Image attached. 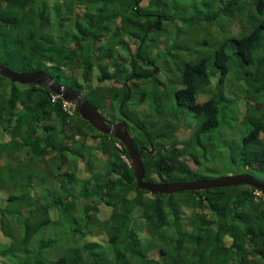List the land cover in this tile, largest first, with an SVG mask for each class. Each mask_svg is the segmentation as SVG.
Segmentation results:
<instances>
[{"label": "trees", "instance_id": "trees-1", "mask_svg": "<svg viewBox=\"0 0 264 264\" xmlns=\"http://www.w3.org/2000/svg\"><path fill=\"white\" fill-rule=\"evenodd\" d=\"M185 1L55 0L50 8L37 0L31 12L23 6L33 0H0V63L18 72L43 70L60 84L76 85L98 108L108 104L114 111L121 104L109 118L124 123L136 150L143 149L145 180L153 183L195 181L189 176L198 166L188 167L196 163L195 149L210 150L214 137L206 135L237 120L232 106L246 107L239 141L219 148V140L213 150L221 155L218 166L227 163V174L244 172L264 183V0ZM235 21L241 26L228 32ZM38 26L43 38L34 37ZM213 27L221 42L208 50L207 41L194 39L195 31ZM167 33L173 38L169 55L179 66L177 87L142 93L137 102L144 117L136 123L127 82L141 77L144 61L145 67L159 66L154 74L164 68L143 57L142 46L132 52L124 37L143 44ZM105 39L101 47L116 71L92 87L91 55ZM191 41L206 50L194 49ZM122 50L128 52L124 57ZM106 80L122 87L101 86ZM52 95L43 86L0 77V264H264V198L256 189L238 185L168 195L139 189L117 140L60 98L52 102ZM85 124L98 133L91 134L95 146ZM181 127L188 135L183 140ZM96 152L105 157L103 167L96 165ZM21 170L27 178L20 176L19 191L6 189ZM53 179L57 189L43 187ZM152 204L153 214H142Z\"/></svg>", "mask_w": 264, "mask_h": 264}, {"label": "rangeland", "instance_id": "rangeland-1", "mask_svg": "<svg viewBox=\"0 0 264 264\" xmlns=\"http://www.w3.org/2000/svg\"><path fill=\"white\" fill-rule=\"evenodd\" d=\"M46 1H48L49 4H51V5L45 4L47 6H50V8L55 6L54 5L55 4V2H54L55 0H46ZM36 2H37V0H33V2H31V3L27 2L23 6V8H24L23 11H31V12L32 11H36V9H37V8H35V3ZM17 9H19V6H18ZM151 10L153 12H158V9H156V8H152ZM121 18L124 19V15ZM119 20H122V19L119 18ZM164 23H166V22H164ZM28 26H29V24H25L26 28ZM239 26H241V23L239 21H235L234 23H232L230 25V29H228V32L236 31L239 28ZM9 27H10L9 25L4 26L3 30L8 29ZM38 27L40 28V30H39L40 34L38 33V35H34V37L43 38V37H40V36H43L44 30L40 26H38ZM201 31H200V28H198L195 31V33H197V34H195L194 39H198L197 42H199V43L201 41L202 42L203 41H207L208 42V47H207L208 50L212 49L216 44L221 42V37H219L217 35L218 30L216 28H212V30H211V31H214L216 34L213 33V32L211 33L208 28H207V30H204V31L201 30ZM189 35L191 36L190 32H189ZM161 37H160V39H158V42L151 41V40H149L147 38L143 42V44L139 43V42H135V41H133L130 38L127 39L126 37H124V40L127 41V45L129 46L131 51H133V49L135 50L136 48L138 49V48H140L142 46L141 48H142V51L144 52L143 53V57H151V58H153L156 61V64L158 63L159 65H161L162 68H164V70L161 71L159 74L158 73L154 74V70H157L159 68V66L154 65L153 68H150V66H146L145 67L144 64H147V62L144 61L145 63L140 65L143 68V70L140 72L142 75H139L141 77L140 78L130 79L127 82L128 85H126V88L131 92V93L128 94V98H131L130 102L128 104V109L132 110L135 114H137L136 116L138 117V120H135L136 123H140L139 120H142L143 117H144L143 114H141V112H142L141 110L142 109L139 107V103L137 102V99H139L141 97V94L149 92L150 95H152L154 92L161 93L164 90H166L165 92H167V90L168 91H173V88L175 86L177 87V82L179 81V78H180L179 73H176L177 75L175 74V72L179 71L178 70L179 66L177 65L176 60L172 56L169 55V50H170L169 46L172 43L173 38H172L170 33H167L166 35H162L161 34ZM161 41H162V45H161ZM178 41H180V40H178ZM197 42L191 41L192 47L194 49H196V50L205 51L206 50L205 46L202 45V44H199ZM131 48H133V49H131ZM102 50H103V48H102ZM126 51L127 50H125L124 52H126ZM124 52L121 54V56H123V57L126 55ZM115 53H117V51H115ZM94 77L95 78L98 77V74H95ZM158 79L160 80L159 84L156 83V80L158 81ZM172 80H173V82H171ZM3 83H4V85L9 86V83L7 81H5ZM94 83H96V80L94 81ZM108 84L111 85V83H108ZM228 84H230V83L227 80L224 83V88L226 90L229 88ZM110 87H112V86H110ZM170 88H172V89H170ZM235 91H236V87H235ZM238 93L239 92H237V94ZM224 94H225L226 97H229L226 93H224ZM107 106H108V104H104L103 106H101L102 108L101 107L98 108V111L104 117H107V118H109V113L110 112H115L116 113V112H118L119 108L122 110L121 104L119 106H117V104H116L114 111L108 109ZM239 106L243 107L244 104H240ZM231 109H232V112L234 113V115H235V112L238 115L237 116V120L234 122L233 120L229 119L228 121H229L230 125L228 126V128L227 127H223V128L219 129L218 133L217 132L215 133V131H212V132H210V133H208L206 135V136L210 135V136L214 137L215 139L213 138V142L210 144V146L212 145L211 149L208 150L207 152L203 153L202 151H197L195 149L194 155L196 156V163L198 165L196 163H194V160L193 161L191 160V161H189L190 165L188 167L190 169H192L191 168L192 166H198V168L196 169V173L194 175H192V176H189V178H193V180L215 179V178L231 175L230 173L227 174V170H225V166L227 165V163H224L222 165L220 164L219 166L217 165L216 160H218V157L220 158L221 155L219 156V154H218L219 152L218 151L215 152L213 150V147L217 145V143L219 142V140L221 138L223 140H225V141H228V144L230 143L232 145V143L236 144L237 141H239L240 136L242 135V130H241L242 127H239L238 123L241 122L242 119H243V116L240 115V112L244 111L246 109V107H243V109L242 108L241 109L238 108V109L235 110V108L232 106L230 108V110ZM117 119H118V117H117ZM186 123H188L187 120H186ZM182 127L178 128L179 129V135H182V132L185 131V130H182L183 129ZM85 129L87 130V133H88V136H89V139H88L89 144L90 145L92 144L93 146H95V142L97 140L96 139H92V141H91V134L95 133V134L98 135V133L95 131V129L89 127L86 124H85ZM186 137H188V135L187 134H183L181 136V139L182 140L186 139ZM200 139L202 140V139H204V137H201ZM219 143L221 144V146L219 148H222V143L221 142H219ZM229 147L230 146H228V145L225 146V149L228 152H229ZM231 147H232L233 150L237 151V148L235 146H231ZM95 155L97 156L96 165L100 166V167H103L104 166V161H105L104 155H102L99 152H96ZM90 160H91V158H90ZM85 165H87V164H85ZM27 167L28 166H25L24 169L27 168ZM9 168H10V165L9 164H5V166H4L5 172H7ZM52 168L55 169L54 166H52ZM78 170L81 171L82 169L79 168ZM85 171H86V168H85ZM1 172H2V168H1ZM41 172L43 173L44 171L41 170ZM237 174H244V172L237 173ZM21 175L26 180L27 175H26V173L24 171L21 170L19 172V174L14 173L13 174L14 181H9L10 184H9L8 188H6V189H11V188L14 187V191H19L20 188H17L16 185H19V183L21 182V179H19ZM232 175H234V174H232ZM41 176L43 178H47L49 180L48 177H45L44 175H41ZM89 176L90 175L88 174V172H86L85 177H89ZM100 176H101L100 173H96L95 176H94V179H98ZM261 179H263V178H261ZM51 181H50L51 182L50 183V182L45 180L43 187H48V188H52L53 187V188L57 189L58 182L55 181V179H53ZM25 186H26V184H25ZM78 188H79V185L77 184L75 186V189H78ZM6 191H8V190H6ZM98 193H101V191L99 190ZM258 194H259V192H258ZM75 196H77V195H75V190H74L73 199L75 198ZM1 197L2 196H0V198ZM56 210L57 209L51 210V213L55 212ZM186 210H188V209H186ZM153 212H154V205L153 204L142 209V214H144V215L153 214ZM185 216H186V214H185ZM136 219L137 220H141L140 215H137ZM141 221H143V220H141ZM193 222H196V221L193 219ZM60 223H61V221H60ZM145 232L142 231V233L141 234L139 233V235L144 237V238H150L151 237L150 232H148V231H145ZM150 239H152V237Z\"/></svg>", "mask_w": 264, "mask_h": 264}, {"label": "water", "instance_id": "water-1", "mask_svg": "<svg viewBox=\"0 0 264 264\" xmlns=\"http://www.w3.org/2000/svg\"><path fill=\"white\" fill-rule=\"evenodd\" d=\"M0 77L7 79L11 83L43 86L54 94L59 95L63 100L75 102L77 111L84 121L92 125L98 132L105 135H112L121 143L127 152L130 164L135 173L136 186L139 189L146 190L155 195H168L186 190L201 191L246 185L264 192V183L259 182L249 174H234L215 179H200L175 183H153L145 180L144 168L141 161L143 149L136 150L124 123L110 124L98 111L97 107L84 100L79 92L59 84L50 74L43 71L18 72L0 64Z\"/></svg>", "mask_w": 264, "mask_h": 264}, {"label": "clouds", "instance_id": "clouds-1", "mask_svg": "<svg viewBox=\"0 0 264 264\" xmlns=\"http://www.w3.org/2000/svg\"><path fill=\"white\" fill-rule=\"evenodd\" d=\"M141 1V0H140ZM157 17L159 18V16L157 15ZM213 28H216L217 30H218V28L217 27H213ZM212 30V29H211ZM215 33L214 31H211V33ZM216 34V33H215ZM107 39V38H106ZM106 39L105 40H103L102 42H99V43H97V46L99 47L98 48V51L96 52V54H94V55H91V57H92V61H91V64H92V67H91V86L92 87H94V86H96V85H98V82H99V80L100 79H102V77L104 76V74H112V75H114L115 74V71H116V67L115 66H112V65H109V52H108V50L106 49V47L105 48H103V50H102V48H101V46H103V44L105 43V41H106ZM108 48V47H107ZM131 49H133V48H131ZM117 51V50H116ZM125 50H122L121 52L123 53ZM133 51H134V49H133ZM132 51V52H133ZM126 55L128 54V52L126 51V52H124ZM60 55H62L61 57H62V59H64L65 58V56H64V53L62 52ZM1 64V63H0ZM3 65V64H2ZM47 65H49V66H52V65H54L53 64V62H51V64H49V62L47 63ZM64 65H67V63L66 64H64ZM70 67H72V64H70ZM10 69V68H9ZM14 71V70H13ZM37 71H43V70H37ZM43 72H45V71H43ZM45 73H47V72H45ZM81 73H82V69H81ZM49 74V73H48ZM95 74H98V77H94V75ZM51 75V74H50ZM52 76V75H51ZM71 75H69V77H70ZM95 79H94V78ZM52 78L55 80V81H57L53 76H52ZM96 80V83H94V81ZM58 82V81H57ZM59 83V82H58ZM108 83H111V85L110 84H108ZM60 84V83H59ZM21 85V84H20ZM61 85H63V84H61ZM29 86V85H28ZM37 86V85H36ZM63 86H66V87H69V88H72V89H74V90H76L77 92H79V90L77 89V87H76V85L75 86H67V85H63ZM101 86H106V87H109V88H111V90H116V89H119V88H121L122 86L120 85V84H115L114 82H113V80H106L104 83H102L101 84ZM110 86H112V87H110ZM51 92V91H50ZM51 94H53L52 96H51V101L52 102H54V101H56L57 100V98H60L61 99V101L66 105V106H68V107H71L72 109H74V108H77V105H76V103L75 102H73V101H66V100H63L59 95H57V94H54L53 92H51ZM79 94L82 96V98L84 99V97H83V95L79 92ZM84 100H86V101H88L87 99H84ZM88 102H90V101H88ZM90 103H92L93 104V102H90ZM94 105V104H93ZM97 107V106H96ZM97 109H98V107H97ZM108 121H109V123L110 124H116V122L114 123V122H111V120H110V118H107V117H105ZM88 123V122H87ZM118 123H120V122H118ZM129 134V136H130V138H131V135H130V133H128ZM115 139V138H114ZM215 139V138H214ZM116 140V139H115ZM131 140H132V138H131ZM133 141V140H132ZM220 141H221V143L224 145V142H225V140H223L222 138L220 139ZM118 142V141H117ZM134 144V143H133ZM117 145V147L118 148H120V147H123L122 145H121V143L120 142H118V144H116ZM236 147V146H235ZM126 151V150H125ZM129 160V159H128ZM128 160L127 159H125V161L128 163ZM130 162V161H129ZM131 165V164H130ZM132 167V166H131ZM200 180V179H199ZM136 182V181H135ZM177 182H186V181H177ZM169 183H175V182H169ZM255 189V188H254ZM257 190V189H256ZM260 191V190H259ZM262 192V191H261ZM261 192H259V194H258V190L257 191H255L254 193L256 194V195H259V196H262L263 198H264V195H262V193ZM264 193V192H263ZM156 195H158V194H156ZM161 195H165V194H161Z\"/></svg>", "mask_w": 264, "mask_h": 264}, {"label": "bare ground", "instance_id": "bare-ground-1", "mask_svg": "<svg viewBox=\"0 0 264 264\" xmlns=\"http://www.w3.org/2000/svg\"><path fill=\"white\" fill-rule=\"evenodd\" d=\"M66 111V110H65ZM69 111V110H68ZM68 114V113H67ZM70 114V113H69Z\"/></svg>", "mask_w": 264, "mask_h": 264}, {"label": "flooded vegetation", "instance_id": "flooded-vegetation-1", "mask_svg": "<svg viewBox=\"0 0 264 264\" xmlns=\"http://www.w3.org/2000/svg\"><path fill=\"white\" fill-rule=\"evenodd\" d=\"M115 123V122H114Z\"/></svg>", "mask_w": 264, "mask_h": 264}]
</instances>
